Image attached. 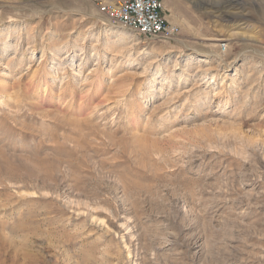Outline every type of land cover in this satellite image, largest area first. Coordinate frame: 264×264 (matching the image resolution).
<instances>
[{"label": "rangeland", "instance_id": "1", "mask_svg": "<svg viewBox=\"0 0 264 264\" xmlns=\"http://www.w3.org/2000/svg\"><path fill=\"white\" fill-rule=\"evenodd\" d=\"M110 1L0 0V264H264V0Z\"/></svg>", "mask_w": 264, "mask_h": 264}, {"label": "built area", "instance_id": "2", "mask_svg": "<svg viewBox=\"0 0 264 264\" xmlns=\"http://www.w3.org/2000/svg\"><path fill=\"white\" fill-rule=\"evenodd\" d=\"M109 22L131 30L146 39L171 40L178 27L168 20L161 0H118L99 3Z\"/></svg>", "mask_w": 264, "mask_h": 264}]
</instances>
